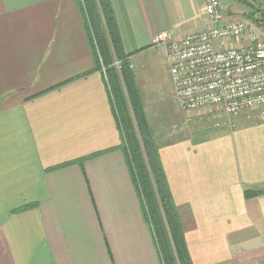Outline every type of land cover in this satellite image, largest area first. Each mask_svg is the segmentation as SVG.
<instances>
[{
    "label": "crops",
    "instance_id": "1",
    "mask_svg": "<svg viewBox=\"0 0 264 264\" xmlns=\"http://www.w3.org/2000/svg\"><path fill=\"white\" fill-rule=\"evenodd\" d=\"M236 1H222L228 18L241 17ZM111 3L133 71L164 63L156 33L201 26V0ZM81 11L78 0H0V264H162L104 76L76 77L94 59ZM136 83L192 264H264V193L244 196L264 188V121L238 114L232 128L170 137L164 96ZM101 151L83 173L77 160Z\"/></svg>",
    "mask_w": 264,
    "mask_h": 264
},
{
    "label": "trees",
    "instance_id": "2",
    "mask_svg": "<svg viewBox=\"0 0 264 264\" xmlns=\"http://www.w3.org/2000/svg\"><path fill=\"white\" fill-rule=\"evenodd\" d=\"M85 34L93 54V66L76 77L101 71L112 111L120 132L117 147L122 155L131 181L143 203L146 221L150 224L159 248L162 264H192L184 238V229L159 155V147L140 96L131 52L125 50L111 0H80ZM264 0H244L248 5ZM257 19L263 27L262 8ZM251 12V13H252ZM253 22V21H252ZM254 23V22H253ZM75 77L65 80V82ZM63 83V82H62ZM59 85V84H57ZM41 92L36 94H41ZM34 94V95H36ZM96 152L77 160L83 170V160L103 153ZM65 165V164H63ZM264 193V188H247L245 197Z\"/></svg>",
    "mask_w": 264,
    "mask_h": 264
},
{
    "label": "built area",
    "instance_id": "3",
    "mask_svg": "<svg viewBox=\"0 0 264 264\" xmlns=\"http://www.w3.org/2000/svg\"><path fill=\"white\" fill-rule=\"evenodd\" d=\"M222 1L201 0L200 27L191 25L179 37L160 31L152 44L164 49L183 110L214 109L228 116L255 110L264 121V40L252 22L228 18Z\"/></svg>",
    "mask_w": 264,
    "mask_h": 264
},
{
    "label": "rangeland",
    "instance_id": "4",
    "mask_svg": "<svg viewBox=\"0 0 264 264\" xmlns=\"http://www.w3.org/2000/svg\"><path fill=\"white\" fill-rule=\"evenodd\" d=\"M260 3L253 2L251 5L246 4L245 2H239L236 1L238 7L241 9V12H236V15L241 16V18L246 19L250 22H252L257 29V35L261 40H264V27L259 25V21L257 20L261 15V13L252 12L253 11V4L255 6H258V10L262 8L263 14H264V4L263 1H259ZM252 12V13H251ZM155 48L158 49L159 52L163 53L164 49L162 46L153 45ZM155 50V49H153ZM153 53L155 51H152ZM143 58V56L139 57ZM130 60V64H131ZM135 72L137 74V79L140 87L142 90L146 89L150 86L157 87L159 95L164 96L161 97L162 105L161 106V117L164 119V123L167 124L168 130L172 132L170 137L177 136V138L181 137L184 134L193 133L195 136H203L207 135L211 132H214L217 129H224V128H232L234 124L237 123H248L252 122L254 123L256 120H258L259 115L255 110H249V111H243L241 114H239L238 118L228 116L221 111H217L214 109H208L206 111L201 112H193L188 113L185 110H183L176 102H174L173 98V87L170 81L169 73H168V65L165 57L164 52V63L159 62L156 58H154L152 61H150L147 64L146 70L142 68L140 65V62L135 60L133 61ZM132 66V65H131ZM133 67V66H132ZM134 69V68H132ZM136 74L134 75L136 77ZM171 96V99H170ZM196 117V118H194ZM189 121V119H191ZM182 119V120H181ZM241 120H244L243 122ZM257 264V263H254ZM259 264V263H258Z\"/></svg>",
    "mask_w": 264,
    "mask_h": 264
},
{
    "label": "water",
    "instance_id": "5",
    "mask_svg": "<svg viewBox=\"0 0 264 264\" xmlns=\"http://www.w3.org/2000/svg\"><path fill=\"white\" fill-rule=\"evenodd\" d=\"M256 9L258 10V6H256ZM263 27H264V18L262 19Z\"/></svg>",
    "mask_w": 264,
    "mask_h": 264
}]
</instances>
